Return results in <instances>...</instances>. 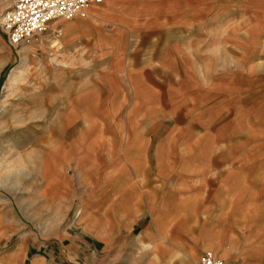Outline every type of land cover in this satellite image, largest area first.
<instances>
[{
	"label": "crops",
	"instance_id": "0c3cea01",
	"mask_svg": "<svg viewBox=\"0 0 264 264\" xmlns=\"http://www.w3.org/2000/svg\"><path fill=\"white\" fill-rule=\"evenodd\" d=\"M89 16L107 58L104 106L86 112L97 140L86 159L88 127L77 130L66 149L76 177L54 158L61 176L45 192H81L79 225L50 243L15 238L0 215V264H194L208 249L264 264V235L245 226L258 213L244 185L264 179L261 151L240 141L264 134V0H104ZM201 24L220 26L235 64L203 60L196 39L214 35Z\"/></svg>",
	"mask_w": 264,
	"mask_h": 264
},
{
	"label": "rangeland",
	"instance_id": "374dc122",
	"mask_svg": "<svg viewBox=\"0 0 264 264\" xmlns=\"http://www.w3.org/2000/svg\"><path fill=\"white\" fill-rule=\"evenodd\" d=\"M12 3L0 0V21ZM90 17L52 21L44 32L17 46L9 44L0 27V215L5 224L15 226V238L31 234L38 241L53 243L61 230L79 225L81 192L63 199H50L45 192L51 178L61 176L59 169L48 166L54 158L57 164H64V177L77 174L75 161L66 152L70 148L74 154V144L71 148L69 143L77 130L88 127L87 140L84 137L86 159L91 160L97 140L91 137L93 121L86 112L94 114L104 106L106 89L97 83L107 58L100 54L97 37L91 39L89 20H82ZM204 26H211L207 30L214 39H196L203 60L212 68L220 62L231 67L239 50L231 44L219 45L215 38L220 32L218 24L197 25L196 32ZM244 26L247 31L248 25ZM168 40L164 39L165 43ZM130 87L127 79V92L132 95ZM76 112L88 117L82 119ZM246 134L240 141L258 146V165L264 171V134L254 139ZM244 187L253 194V210L258 212L247 217L245 226L264 235V179L258 177L257 182Z\"/></svg>",
	"mask_w": 264,
	"mask_h": 264
},
{
	"label": "built area",
	"instance_id": "2783aa9c",
	"mask_svg": "<svg viewBox=\"0 0 264 264\" xmlns=\"http://www.w3.org/2000/svg\"><path fill=\"white\" fill-rule=\"evenodd\" d=\"M104 0H13L0 21L8 42L17 46L44 32L50 22L89 15L93 5ZM194 264H231L213 251H205Z\"/></svg>",
	"mask_w": 264,
	"mask_h": 264
}]
</instances>
